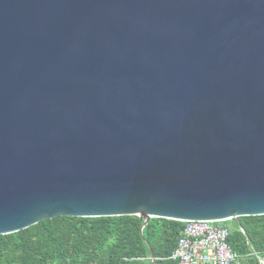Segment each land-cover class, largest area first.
Here are the masks:
<instances>
[{
	"label": "water",
	"instance_id": "obj_1",
	"mask_svg": "<svg viewBox=\"0 0 264 264\" xmlns=\"http://www.w3.org/2000/svg\"><path fill=\"white\" fill-rule=\"evenodd\" d=\"M125 214H264V0H0V234Z\"/></svg>",
	"mask_w": 264,
	"mask_h": 264
},
{
	"label": "trees",
	"instance_id": "obj_2",
	"mask_svg": "<svg viewBox=\"0 0 264 264\" xmlns=\"http://www.w3.org/2000/svg\"><path fill=\"white\" fill-rule=\"evenodd\" d=\"M238 218L244 232L234 221H223L229 229L228 242L239 256L233 264H261L264 214ZM183 225L164 217L145 223L136 214L43 218L0 234V264H151L150 248L154 264H177L169 255Z\"/></svg>",
	"mask_w": 264,
	"mask_h": 264
},
{
	"label": "built area",
	"instance_id": "obj_3",
	"mask_svg": "<svg viewBox=\"0 0 264 264\" xmlns=\"http://www.w3.org/2000/svg\"><path fill=\"white\" fill-rule=\"evenodd\" d=\"M169 258L177 264H233L238 254L228 242L229 229L222 220L183 221Z\"/></svg>",
	"mask_w": 264,
	"mask_h": 264
},
{
	"label": "rangeland",
	"instance_id": "obj_4",
	"mask_svg": "<svg viewBox=\"0 0 264 264\" xmlns=\"http://www.w3.org/2000/svg\"><path fill=\"white\" fill-rule=\"evenodd\" d=\"M229 225H233V223L232 222H229Z\"/></svg>",
	"mask_w": 264,
	"mask_h": 264
}]
</instances>
